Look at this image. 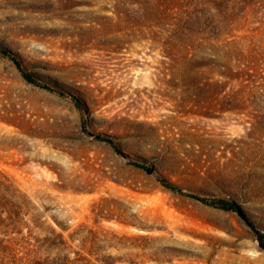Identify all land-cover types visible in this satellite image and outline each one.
I'll return each mask as SVG.
<instances>
[{
    "label": "rangeland",
    "instance_id": "374dc122",
    "mask_svg": "<svg viewBox=\"0 0 264 264\" xmlns=\"http://www.w3.org/2000/svg\"><path fill=\"white\" fill-rule=\"evenodd\" d=\"M221 200L264 232V0H0V264H264Z\"/></svg>",
    "mask_w": 264,
    "mask_h": 264
},
{
    "label": "trees",
    "instance_id": "16d2710c",
    "mask_svg": "<svg viewBox=\"0 0 264 264\" xmlns=\"http://www.w3.org/2000/svg\"><path fill=\"white\" fill-rule=\"evenodd\" d=\"M27 77L30 79V76H27ZM50 89H52V88H50ZM117 152L120 155L125 156V154L121 150H117ZM135 165L139 168L145 169L144 166H141L139 164H135ZM165 185H166V187L170 188L171 190H176V191L182 192L181 189H179L177 186H175L172 183L166 182ZM189 196L196 199V200H199L203 203H209L205 198H201V197L196 196V195H189ZM217 205L224 210L235 212L240 217V219H242L248 226H250L255 232L256 238L258 240V243H259L261 249L264 250V232L260 231L256 227L255 223L251 220L248 213L245 211V209L239 203H237L236 201L221 200V201H219V203Z\"/></svg>",
    "mask_w": 264,
    "mask_h": 264
}]
</instances>
